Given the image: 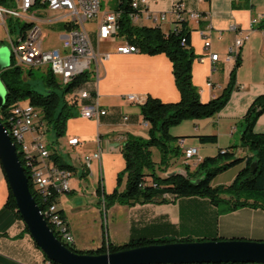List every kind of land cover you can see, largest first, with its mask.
<instances>
[{"label": "crops", "instance_id": "crops-1", "mask_svg": "<svg viewBox=\"0 0 264 264\" xmlns=\"http://www.w3.org/2000/svg\"><path fill=\"white\" fill-rule=\"evenodd\" d=\"M176 1L182 2L186 10L201 14L199 20H187V26L190 30V45L195 54L192 82L198 88L202 101L220 95L235 64V60H226L229 48L237 37H248L239 49L241 63L236 72L237 88L230 94L226 105L211 117L184 120L170 128V134L176 137L173 142L179 152L182 153L184 147L194 146L198 148V155L190 165L183 167L174 164L170 158L168 163L159 164V154L157 159L152 160L160 176L164 175L165 170L183 175L193 173L205 157L215 156L220 149H227L232 159L248 155V151L239 144L244 128L243 116L254 98L264 93V28H260L264 24V0H249L247 3L244 0H146V3H139L138 18L133 23L137 26H158L165 33L171 31L175 24L170 8ZM161 12H166V18L155 19ZM61 15V12L42 7L34 11L33 25L39 28L42 36L47 34L50 39L46 46L43 42L45 48L59 47L67 34V20ZM231 26H235L236 30H231ZM206 27L210 28L209 49L203 47L199 35V30ZM117 46L95 49L109 53V58L103 63L97 90L98 104L107 108L108 114L101 116L98 121L86 119L79 115L76 106L77 115L67 120L62 142L56 149H50L57 152L62 162L73 167L72 175H79V178L71 177L70 191L56 199L72 233L74 247L96 249L104 237L115 244H122L131 237L264 241L263 208L247 205L226 210L231 203L215 204L209 198L200 196L179 197L165 203L131 206L114 204L103 206V210L96 208L99 215L104 211V219L99 217L97 238L86 243L79 239L73 223L74 209L67 195L79 193L82 181L90 180L97 182L95 194L99 202H102V194L98 193V188L102 193H111L116 188L123 190L125 176L119 186L116 177L125 166L121 149L126 136L148 138L149 126L140 113L141 103L128 102L123 97L134 94L145 100L147 95H151L165 102L177 101L180 97L174 84L171 62L164 54H121L116 51ZM210 52L218 53V60L211 62L207 56ZM201 57L203 61H199ZM124 115L128 116L127 121L122 120ZM254 130L257 133L264 132V112L257 119ZM200 135H214L216 142L202 143L198 138ZM72 136L79 139L75 146L67 143V139ZM97 150L100 151V159L92 160L86 172L82 158ZM151 152L153 157L155 149L151 148ZM243 166L244 162L218 174L212 185L229 186ZM150 181L151 177L148 176L147 182ZM8 193L0 163V264H54L45 258L26 229L18 223L13 211L6 206ZM223 197L230 200L233 196ZM85 207L82 205L83 209Z\"/></svg>", "mask_w": 264, "mask_h": 264}, {"label": "trees", "instance_id": "trees-1", "mask_svg": "<svg viewBox=\"0 0 264 264\" xmlns=\"http://www.w3.org/2000/svg\"><path fill=\"white\" fill-rule=\"evenodd\" d=\"M248 1L244 0L246 3ZM10 3L11 0H0V4ZM111 9L119 12L117 36L135 45L140 53L164 54L170 60L174 84L180 97L177 101L165 102L158 97L147 95L144 102L140 104L142 118L149 126L148 138L126 136L121 149L125 166L116 177L117 186H119L125 176V187L120 191L116 188L111 193H102L98 188V193L102 194L103 206L110 207L116 203L128 206L165 203L174 201L179 197L200 196L209 198L215 204L219 202L231 203L226 207V210L247 205L259 206L264 209V132L257 133L254 130L257 119L264 112V93L254 98L243 116L244 128L239 144L248 151V155L232 159L227 149H220L215 156L205 157L197 165L195 172H187L185 175L180 173L156 175L154 171L156 163L152 160L151 148L159 150V164L168 163L169 152L179 153L177 146L171 148L170 145L176 139L170 134L171 127L184 120L211 117L226 105L230 94L237 88L236 72L241 63L240 56L236 57L228 83L220 95L208 101H202L198 88L192 82V63L195 54L190 45V30L187 21L178 20L177 23L180 27L165 33L158 26L135 25L130 18V14L134 12L130 0H113ZM16 23L13 28L16 29L18 26V32L22 35L31 26V23L27 22L16 21ZM260 28H264V24ZM23 75L24 70L15 66L13 62L8 68L0 72V79L6 88L5 102L0 108L2 123L6 124L7 115L11 113V108L17 102L27 98L31 105L42 110L56 137L64 136L67 120L77 115L74 109L76 102L74 99L70 101L66 97L74 87L87 80V74L78 75L71 83L62 86L51 70L47 69L41 76L43 91L33 88ZM26 75L32 76V69L27 70ZM198 138L202 143L216 142L214 135H200ZM18 157L29 179L30 191L39 208L42 209V202L30 182V171L33 166L37 165V159L31 157L27 159L26 163L22 153L18 152ZM50 157L58 168L73 170L70 164L62 162L55 150L52 151ZM243 162L244 166L238 171L229 186L212 185V181L218 174ZM253 163L256 166L255 171H251ZM148 176L151 177L150 183L147 182ZM8 192L6 206L13 211L17 219H20L9 186ZM223 195L233 197L226 200ZM59 211L62 213L60 208ZM53 233L60 239L55 231ZM179 241L194 240L192 238L131 237L122 244H115L104 237L102 244L96 249H77L73 244L61 240L72 251L87 254H100L153 243Z\"/></svg>", "mask_w": 264, "mask_h": 264}, {"label": "built area", "instance_id": "built-area-1", "mask_svg": "<svg viewBox=\"0 0 264 264\" xmlns=\"http://www.w3.org/2000/svg\"><path fill=\"white\" fill-rule=\"evenodd\" d=\"M139 3H146V0H130V5L134 12L130 14L132 22L138 18ZM39 7L50 11L61 12V18L67 21V34L62 38L59 47L45 48L43 46V36L39 28L34 23V11ZM100 11V0H11L10 4H0V31L2 26L5 28L6 35L9 38L6 19L22 17L25 22L31 23V26L25 31V34H19L15 40H10L11 64L24 69L46 68L51 70L52 74L63 86L71 83L78 75L87 74V80L74 89L66 97L70 101L76 102L79 115L86 119L98 121L101 116L108 114V109L98 104V83L102 78L103 63L109 58V53H102L95 50L89 32L85 27V22L94 20L98 17ZM170 14L173 16L174 28H179L178 20H199L201 14L186 10L180 1L173 2L170 8ZM119 12L108 10L101 14L96 27L97 40H112L117 36V20ZM164 20L166 12H161L155 19ZM16 22V21H15ZM173 28V29H174ZM231 30H236L231 26ZM199 35L203 41V47L209 49L211 45L210 28L206 27L199 30ZM247 35L237 37L233 45L229 48L226 60H236L239 55V49L247 39ZM1 40V39H0ZM116 51L121 54L139 52L138 48L128 42L117 46ZM208 58L211 62L218 60V53L210 52ZM204 58H199L203 61ZM10 64V65H11ZM208 85H211L208 83ZM128 102L143 103L144 98L134 94H127L123 97ZM9 123L15 127V137L21 138L22 146L25 148L26 163L27 156H37V171H30L36 177L37 189L40 190L45 202H48V218L56 223V234L61 240H69L73 243V236L65 220L60 213L55 194L64 192V184H70L72 172H57L56 163L51 159L52 151L48 147L45 139V133L49 124L44 117L42 110L34 105H22L17 102L8 114ZM122 120L127 121L128 116H122ZM147 125V123L145 122ZM68 145L75 146L79 139L75 136L67 139ZM198 155V148L194 146L184 147L181 156V163L185 166ZM94 159H100V151L85 154L82 158L84 170L90 169L91 162ZM169 171L164 172V174ZM18 223L25 229L22 219ZM28 236H31L28 233Z\"/></svg>", "mask_w": 264, "mask_h": 264}, {"label": "water", "instance_id": "water-1", "mask_svg": "<svg viewBox=\"0 0 264 264\" xmlns=\"http://www.w3.org/2000/svg\"><path fill=\"white\" fill-rule=\"evenodd\" d=\"M11 64L10 52L0 50V72ZM1 80V79H0ZM2 82V81H1ZM4 86V84H3ZM6 88L0 90V108ZM0 163L13 195L17 212L34 243L55 264H264V241L241 238L148 244L100 254L69 249L44 219L29 188V179L0 119ZM255 163L251 171H255ZM175 174V172L167 173Z\"/></svg>", "mask_w": 264, "mask_h": 264}, {"label": "rangeland", "instance_id": "rangeland-1", "mask_svg": "<svg viewBox=\"0 0 264 264\" xmlns=\"http://www.w3.org/2000/svg\"><path fill=\"white\" fill-rule=\"evenodd\" d=\"M113 3V0H100V11L99 15L96 19L86 21L85 22V27L89 32L92 44L94 48L97 50V48L100 49H105V48H115L120 42H124V39H122L119 36H116L112 40H105L103 42H97V35L95 33L96 27L98 24V20L101 16V14L105 11L112 10L111 5ZM15 21H19L21 23L25 22V19L22 17L17 18V20L12 19V18H7L6 19V25L8 26L9 30H12L9 32V38L12 40H15V38L18 35V26L16 29L13 28L14 25L17 23ZM8 36L6 35L5 28L2 26L1 31H0V50L10 52L11 50V44ZM43 42L44 45L46 46L48 42L50 41L48 35H43ZM44 67L42 68H34L32 69L33 75L32 76H27L26 72L28 69H24V75L23 77L28 80V82L31 84L33 88H35L38 91H43L44 86L41 81V76L44 75L45 73ZM58 80V79H57ZM63 86V85H62ZM0 90L4 91V86L3 83L0 80ZM22 105L29 104L28 99H23L20 101ZM76 106L74 107V109ZM63 137V136H62ZM62 137L57 138L53 129L51 126H49L48 130L45 133V139L48 143V147L51 149H56L57 146L62 142ZM171 148H174L176 144L174 142H171ZM56 147V148H55ZM155 152L153 154V159H157L160 152L158 149L154 148ZM181 156L182 153L179 152L178 154L175 152H169L168 153V158L171 159V161L174 164L180 165V166H185L181 163ZM147 172H151L150 170H146ZM155 174L159 175L158 170L155 168ZM73 178H79V175L77 173L72 175ZM83 183L81 184L80 192L79 193H71L68 194V200L70 204L72 205V208L74 209V215H73V223L74 226L77 229L78 232V237L80 240H83L82 242H92V240L97 238L98 231L100 229V224H99V217L104 219V211L99 213H96L95 209L98 208L103 210V204L102 202H99L98 197L95 194V190L97 188V182L95 181H82ZM86 206L84 209L82 208V205ZM117 205V203H116ZM121 205V204H118ZM128 206V205H126ZM82 208V211H79V209ZM102 216V217H101ZM85 220V223L83 222ZM106 229L105 223H104V231Z\"/></svg>", "mask_w": 264, "mask_h": 264}, {"label": "bare ground", "instance_id": "bare-ground-1", "mask_svg": "<svg viewBox=\"0 0 264 264\" xmlns=\"http://www.w3.org/2000/svg\"><path fill=\"white\" fill-rule=\"evenodd\" d=\"M3 125L5 126L7 133L9 134L12 142L14 143V145L16 147V151L19 153H22V155L26 159L25 148H23V146H22L21 138L14 136L15 135V127L11 123H9L8 115H7V119H6V124L3 123ZM31 157H36V159H37V156H27V159H29ZM31 171H37V165L33 166L31 168ZM56 171L57 172H71L69 170L60 169L57 166H56ZM30 182H31L35 192L37 193L39 200H41V202H42L43 207H42V209H40V212L42 213L44 219L46 220V222L48 223V225L52 229V231L56 232V223L52 222V218H48V212H47L48 202H45L43 196H41L40 190L37 189V186H34V185H36V177H34L32 172H30ZM70 189H71L70 184H64V192L67 193L70 191ZM61 194H64V193L55 194V201H56L57 197ZM63 241L70 244L69 240H63Z\"/></svg>", "mask_w": 264, "mask_h": 264}]
</instances>
